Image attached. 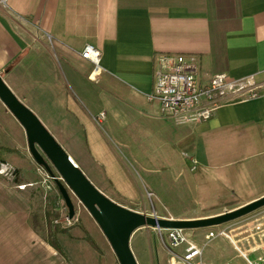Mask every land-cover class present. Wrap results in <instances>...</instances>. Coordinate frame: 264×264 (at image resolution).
I'll return each mask as SVG.
<instances>
[{
    "label": "crops",
    "instance_id": "0c3cea01",
    "mask_svg": "<svg viewBox=\"0 0 264 264\" xmlns=\"http://www.w3.org/2000/svg\"><path fill=\"white\" fill-rule=\"evenodd\" d=\"M87 45L101 55L95 78L93 64L81 56ZM158 53L198 55L203 85L219 73L252 77L259 96L230 101L208 122L178 126L148 99ZM0 75L23 104L39 110L77 167L83 171L70 149L101 164L112 181L98 189L124 196L111 200L128 209L125 203L140 201L129 167L148 188L172 189L173 201L183 194L210 210L239 202L232 211L264 197V0H10L0 4ZM100 113L115 147L95 122ZM16 151L0 141V154L21 170ZM39 181L0 176V264H73L60 239L83 235L54 228L57 242L50 241L56 197ZM245 227L255 247L245 253L235 247L240 263L264 264V211Z\"/></svg>",
    "mask_w": 264,
    "mask_h": 264
},
{
    "label": "rangeland",
    "instance_id": "374dc122",
    "mask_svg": "<svg viewBox=\"0 0 264 264\" xmlns=\"http://www.w3.org/2000/svg\"><path fill=\"white\" fill-rule=\"evenodd\" d=\"M28 108L30 109V107ZM35 109L36 111L33 112L36 116H39V119L42 121L39 110L37 108ZM100 127L102 128L101 131L103 135L106 136L105 139H107L111 146L115 147V142L113 141V139L111 137H108V135L106 134L105 126L101 125ZM49 132L54 137L52 130H50ZM54 138L56 139V137ZM4 140H7L9 145L17 148L18 151H16V155L20 159L18 167H20L21 170L19 168H16V163H10L3 157L4 153H1L0 157H2L0 158V176L10 178L13 181L17 180L19 182L39 181L41 178L37 177L36 172V168L38 165H36L35 161L30 155L28 145L26 146V133L23 127L15 119V117L5 108H3V103L0 101V141L2 142ZM56 140L62 146L58 139ZM61 140L64 141V139ZM65 140H67L68 145L72 144L71 139ZM70 151H72L74 155L79 158L80 162H82L81 166L83 169V173L97 188H102V186L106 184H109L111 186V182L109 183V181H112V179L107 181L105 176H107L108 178L109 176L106 170L101 167V164L96 163L88 154H84L82 149L76 148L75 150L70 149ZM119 154L126 164L127 160L121 154V151L119 152ZM26 159L30 161V163H32V166L29 165ZM38 168L43 173L44 177H50V175L44 169H41L40 167ZM196 168L197 167L193 166V171H195ZM52 170L54 171L56 178H59L60 176L57 174L53 167ZM127 172L130 175L131 179L135 180L136 187L138 191H140V201L125 204L131 206L133 208L131 210L146 214L148 216L156 215L159 219L164 218L173 220L200 219L207 218L206 216L219 212H221V214L230 212L231 208H234L239 204L238 202L237 205H234L232 207L228 204V210L224 211L222 209L210 210L209 208H204L193 204V202L191 201H186V196L183 194L180 195V198L183 199L182 201H173V197L170 194L172 189H169L170 192L157 190L155 191L152 186H150L149 188L147 187V180L143 176L139 175L137 170L129 167L127 169ZM98 178L101 179L100 183ZM55 187L58 191L56 183ZM33 191L37 193L36 190ZM68 191L75 206V217H77L78 221L75 222L74 225L70 228L56 224L55 221L59 220L62 217L64 210L58 209L56 202L51 203L49 209L50 215L48 217L50 241L57 242V234L60 231H68L70 229L77 228L75 232L81 233L83 235L82 238H78L75 236L74 240L72 237H62L60 239V242L64 248V251H62V253L65 258L71 260L73 264H119L110 244L108 243L98 224L85 209V207L80 203L77 197L70 190ZM149 191L153 193L149 194ZM57 194H59V192L56 193L53 191L49 196L52 195V197H56L55 201H57V199L59 198L58 196L60 195ZM105 196H107L109 199L115 198L117 200L125 198L124 196H117L115 194H108ZM261 211H264V207L245 217L229 222L227 224L207 229L188 230L187 233L190 234L191 237H193L199 245H205L203 252V261L205 263L241 264L240 262L242 258L239 257V254L235 247L237 246L238 248H242L244 253L249 251L250 246L248 245L255 247L252 239H250L249 236V227H242H244V225H248L254 215H257ZM176 214H184V216L176 218L174 216ZM54 228H56L55 230H58V233L54 232ZM222 230L225 231L227 233V236L229 237L218 236L216 238L210 239L209 241L206 240L205 237L209 232L213 231L216 233ZM160 237L161 236H159V234H156V232H154L151 228L139 229L133 234L131 239V249L137 259L138 264H169L170 256L164 249L162 245L163 241L160 240ZM253 240L255 241L254 237Z\"/></svg>",
    "mask_w": 264,
    "mask_h": 264
},
{
    "label": "built area",
    "instance_id": "2783aa9c",
    "mask_svg": "<svg viewBox=\"0 0 264 264\" xmlns=\"http://www.w3.org/2000/svg\"><path fill=\"white\" fill-rule=\"evenodd\" d=\"M10 0H0V4L8 7ZM83 59L93 66L92 76L95 78L102 71L101 55L98 49L87 45L81 53ZM200 57L196 54L158 53L154 57L153 91L149 101H158L161 105L162 118L173 121L178 126L205 123L211 120L216 111L230 101L250 100L259 96L252 77L231 80L225 73L215 74L208 84L200 81ZM105 121V113H100L95 122L101 126ZM193 165L197 162L193 160ZM61 180V177L57 178ZM46 194L57 191L53 178L44 177L39 183ZM35 184H29L33 186ZM27 187L19 186V189ZM60 194V193H59ZM57 194V195H59ZM56 201L58 209L64 210L56 224L70 228L78 221L77 217L69 218L68 209L61 195ZM154 217H157L156 215ZM158 218V217H157ZM159 234L162 245L170 256L169 264H207L203 261L205 245H199L187 230L151 228ZM166 234V237H165ZM229 237L225 231L209 232L205 237L210 239ZM181 250V251H179ZM248 264H253L247 258Z\"/></svg>",
    "mask_w": 264,
    "mask_h": 264
},
{
    "label": "water",
    "instance_id": "95a60500",
    "mask_svg": "<svg viewBox=\"0 0 264 264\" xmlns=\"http://www.w3.org/2000/svg\"><path fill=\"white\" fill-rule=\"evenodd\" d=\"M0 100L25 130L28 150L35 163L54 179L68 209L69 218L75 217L76 210L68 190L77 197L98 224L119 264H138L131 249V239L139 229L188 231L213 228L245 217L264 207V197H262L221 215L191 220L159 219L128 209L105 196L87 178L39 117L11 91L1 75ZM51 165L61 180L56 178Z\"/></svg>",
    "mask_w": 264,
    "mask_h": 264
},
{
    "label": "bare ground",
    "instance_id": "6f19581e",
    "mask_svg": "<svg viewBox=\"0 0 264 264\" xmlns=\"http://www.w3.org/2000/svg\"><path fill=\"white\" fill-rule=\"evenodd\" d=\"M72 161H73V159H72ZM74 162V161H73Z\"/></svg>",
    "mask_w": 264,
    "mask_h": 264
},
{
    "label": "trees",
    "instance_id": "16d2710c",
    "mask_svg": "<svg viewBox=\"0 0 264 264\" xmlns=\"http://www.w3.org/2000/svg\"><path fill=\"white\" fill-rule=\"evenodd\" d=\"M98 249V248H97Z\"/></svg>",
    "mask_w": 264,
    "mask_h": 264
}]
</instances>
